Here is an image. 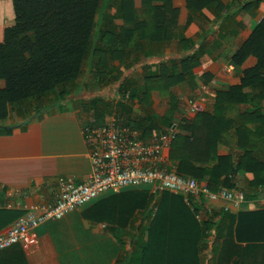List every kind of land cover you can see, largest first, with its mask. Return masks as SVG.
Wrapping results in <instances>:
<instances>
[{"label":"crops","instance_id":"crops-1","mask_svg":"<svg viewBox=\"0 0 264 264\" xmlns=\"http://www.w3.org/2000/svg\"><path fill=\"white\" fill-rule=\"evenodd\" d=\"M118 1L108 0L106 13L115 31L122 33L128 26L116 16ZM133 8L140 23L124 43L131 40L133 45L130 42L124 56L118 57L125 67L119 79L104 76L102 82L107 84L98 92L89 95L83 89L39 112L34 106V111L16 115L12 106L0 120L5 127L0 130V204L12 203L9 210L15 214L6 227L28 208L53 202L59 177L86 179L91 164L83 128L93 119V111L83 103L95 97L114 99L112 113L124 125L142 124L146 139L176 119L181 121L179 134L189 133L185 124L206 113L203 137L212 131L220 135L214 155L227 159L218 188L240 190L253 202L241 209L217 211L200 223L183 199L130 187L30 230L0 251V264H147L143 251L150 247L148 233L164 208L182 213L179 229L186 233L180 242L162 240L186 246L188 256L171 248L163 259L155 255L149 264H264V206L255 201L264 192V97L250 87L243 88V96H234V102L224 95L239 86L244 71L257 63L249 55L237 64L233 56L264 19V0H133ZM14 20L12 0H0V43ZM190 55L194 65L180 61ZM185 68L189 70L182 74ZM84 79L83 75L79 81ZM120 82L131 85L135 96L118 93L115 88ZM158 83L163 85L161 90L148 92V85ZM4 87L0 79V90ZM199 96L205 98L202 110L185 114L184 100ZM172 108V120L164 124Z\"/></svg>","mask_w":264,"mask_h":264},{"label":"trees","instance_id":"trees-1","mask_svg":"<svg viewBox=\"0 0 264 264\" xmlns=\"http://www.w3.org/2000/svg\"><path fill=\"white\" fill-rule=\"evenodd\" d=\"M107 1L12 0L14 24L5 29L4 39L0 43V79L5 81V87L0 90V120L7 117L10 107L26 102L29 98L37 100L46 96L48 92L59 90L58 97L64 100L74 90L80 93L85 89L90 95L106 86V81L102 82L103 77H107L102 67L105 65L103 61L108 56L113 57L116 54L124 56V50L130 47V42L133 45L131 40L129 44H124L127 35L135 32L140 23L133 8V0H119L116 16H119L128 27L122 33L116 32L117 27L112 23V17L106 13ZM249 55L255 56L257 63L253 68L244 71L239 86L231 87L225 92L224 95L229 102H234L236 95L243 96L244 87H250L261 98L264 97V19L253 29L249 39L233 56V60L240 64ZM97 56L100 59H96ZM192 58L190 55L180 61H190L189 63L194 65L195 59ZM92 63L98 68H92L93 70L85 73L84 67ZM188 70L185 68L181 73ZM83 75L86 79L79 82L78 79ZM155 76L153 74L150 78ZM94 81L97 82L93 84ZM124 82L116 86V91L118 90V93L128 91V97H134L133 90H128L127 87L130 86ZM162 88L163 85L159 83L146 87L148 92ZM243 99L240 98L238 101L243 102ZM90 102L93 111L92 124L99 126L103 123L105 113L110 112L114 105L100 97H95ZM173 111L174 108L168 110L164 124L172 119ZM205 114L199 113L196 121L185 124L184 129L189 133L176 136L170 147L169 158L175 163L179 174L198 180L204 179L215 191L218 189L220 176L226 173L221 166L227 159L214 155L220 135L216 137L212 131L207 133L208 139L203 137L202 122ZM126 124L136 129L143 126L140 123ZM141 130L142 136L145 137L147 135L145 129ZM214 160L215 163L209 166L208 164ZM163 194L165 197H175L182 201L180 196ZM184 208L187 212V207ZM14 215L12 210L0 209V230L14 219ZM156 215L157 218L154 217L148 233L150 247L143 251L146 263L149 264V261L155 258L163 259L166 250L169 251L171 248L177 249L179 255L188 256L186 246L165 244L162 240L168 237L170 240L180 242L183 239L186 231L179 229L182 213L178 210L171 213L164 208ZM194 227L198 228L195 224ZM154 241L156 245L152 244Z\"/></svg>","mask_w":264,"mask_h":264},{"label":"built area","instance_id":"built-area-1","mask_svg":"<svg viewBox=\"0 0 264 264\" xmlns=\"http://www.w3.org/2000/svg\"><path fill=\"white\" fill-rule=\"evenodd\" d=\"M207 94L212 95L210 91ZM125 95L127 98L128 93ZM204 100V96L185 99L183 111L185 114L201 111ZM180 122L174 120L146 139L138 129L124 125L113 113L107 115L99 126H94L91 121L83 128L91 164L86 179L75 181L59 177L58 194L53 202L28 208L0 231V251L18 243L30 230L48 221L59 220L74 208L130 187H146L153 194L180 196L200 223L214 217L217 211L237 210L253 202L240 190L222 187L214 191L206 180L176 171L169 152L180 132ZM262 193L255 199L261 207L264 206ZM12 207L10 202L0 204V209Z\"/></svg>","mask_w":264,"mask_h":264},{"label":"rangeland","instance_id":"rangeland-1","mask_svg":"<svg viewBox=\"0 0 264 264\" xmlns=\"http://www.w3.org/2000/svg\"><path fill=\"white\" fill-rule=\"evenodd\" d=\"M104 24V23H103ZM123 56V54H120ZM120 55L116 54L115 56L113 55L112 59H105L103 61V63L105 64L104 66H102L104 68V70L106 71L107 77L109 79H119V77L122 75L123 69L122 65H119V63L117 62V60L120 58ZM119 57V58H118ZM99 58V56L96 57V59ZM100 59V58H99ZM118 63L117 67L115 66V64ZM130 66V65H129ZM131 67V66H130ZM95 69L96 65L95 63H92V65H87L86 67H84V72L88 73L89 70L91 69ZM125 68V67H124ZM92 69V70H93ZM100 70V69H99ZM79 80V79H78ZM80 82V81H79ZM81 87V86H80ZM129 90H134L133 87L130 85V87H127ZM82 92V91H81ZM58 93L59 90H55L54 92H48L46 94V96L39 98L37 100H32V98H29L30 101L28 102H20L19 104L14 105V111L15 114L18 115L21 111L26 112H31L34 111L33 107L35 106V108L38 109L37 112L42 111L45 109V107H47L48 105H53L56 102H60L61 100L58 97ZM75 93H78V91L74 90L70 95H68L66 99H69V97L71 95H74ZM79 94V93H78ZM121 95V94H120ZM115 97V96H114ZM86 102H84L83 104L85 106H88V109L91 107V102L89 99H85ZM114 105V99L113 102H111ZM114 112V109L112 108L110 112H106L107 114H110ZM107 116V115H106ZM174 119V118H173ZM93 120V119H92ZM90 120V121H92ZM172 120V119H171ZM177 121V119L175 120ZM172 122V121H171Z\"/></svg>","mask_w":264,"mask_h":264},{"label":"water","instance_id":"water-1","mask_svg":"<svg viewBox=\"0 0 264 264\" xmlns=\"http://www.w3.org/2000/svg\"><path fill=\"white\" fill-rule=\"evenodd\" d=\"M4 128H5V127H3V126H0V130H1V129H4Z\"/></svg>","mask_w":264,"mask_h":264}]
</instances>
